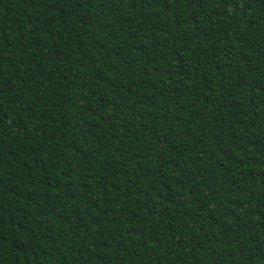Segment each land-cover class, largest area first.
Returning a JSON list of instances; mask_svg holds the SVG:
<instances>
[{
  "label": "trees",
  "instance_id": "1",
  "mask_svg": "<svg viewBox=\"0 0 264 264\" xmlns=\"http://www.w3.org/2000/svg\"><path fill=\"white\" fill-rule=\"evenodd\" d=\"M0 264H264V0H0Z\"/></svg>",
  "mask_w": 264,
  "mask_h": 264
}]
</instances>
